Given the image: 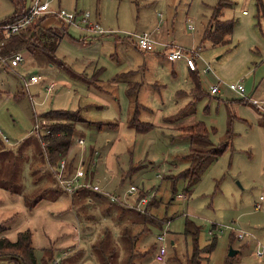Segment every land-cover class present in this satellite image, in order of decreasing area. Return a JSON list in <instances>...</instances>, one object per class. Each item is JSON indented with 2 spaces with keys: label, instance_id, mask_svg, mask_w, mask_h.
Instances as JSON below:
<instances>
[{
  "label": "rangeland",
  "instance_id": "obj_1",
  "mask_svg": "<svg viewBox=\"0 0 264 264\" xmlns=\"http://www.w3.org/2000/svg\"><path fill=\"white\" fill-rule=\"evenodd\" d=\"M15 2L22 0H0V23L14 13ZM218 2L56 0L54 6L76 12L78 21L68 25L47 18L46 27L68 28L56 57L27 51L17 67L0 63V223L5 222L4 235L11 240L20 231L32 232L38 264H125L130 252L145 253L135 256L134 264H186L194 247L193 237L184 233L187 223L201 227V247L212 225H218L217 247L201 264H264L254 255L259 243L264 246V209L256 207L264 194V116L257 106L264 99V15L257 0H226L223 18L234 19L235 29L229 44L215 45L202 38ZM84 13L102 30L84 29ZM145 31L154 39L199 49V70L212 69L201 73V95L196 98L192 91L195 80L186 59L169 60L160 44L155 52L138 48L137 35ZM33 74L44 81L27 88L23 78ZM51 83L53 92L46 89ZM232 83H242L245 95L229 89ZM214 84L220 85L217 94L210 91ZM244 96L250 100L242 101ZM76 104L84 119L103 123H79L75 133L77 146L80 137L87 149L95 145V160L106 156L91 167V185L99 184L119 201L99 198L92 187L68 194L48 171L40 136L43 123L50 121L41 115ZM137 104L140 120L155 125L147 134H137L128 122ZM177 114L172 124L164 122ZM198 122L209 129L210 143L192 144L179 131ZM110 123L123 127L120 134ZM223 142L229 144L226 151L205 160L190 189L186 181L176 182L173 201L169 177L189 166L191 148L206 150ZM76 145L72 152L78 151ZM133 161H145V166L123 180ZM132 184L152 190L150 196L156 192L162 204L152 213L173 217L167 225L144 222L136 208L124 205L142 207L136 194L126 195ZM114 205L126 208L130 217L111 212ZM126 229L134 241L122 236ZM241 231L244 237L232 242ZM159 235L165 240L160 242ZM161 243L167 248L164 263L156 258ZM0 264L14 263L3 257Z\"/></svg>",
  "mask_w": 264,
  "mask_h": 264
},
{
  "label": "trees",
  "instance_id": "obj_2",
  "mask_svg": "<svg viewBox=\"0 0 264 264\" xmlns=\"http://www.w3.org/2000/svg\"><path fill=\"white\" fill-rule=\"evenodd\" d=\"M225 2L226 0H219L217 5L213 7L212 15L203 33L202 41H209L215 45H227L231 42V38L235 29V20L223 18L224 8L226 7ZM14 5V13L9 16L4 22H1L0 25L12 23L21 18L28 8L27 0H22L21 5L18 2H15ZM257 8L259 13L264 15V3L262 0H257ZM47 18L48 16H42L35 19L34 22L30 26H28V28L23 29L16 34H0V39L3 42V44L0 45V63L2 62L1 58L10 57L16 52H22L25 54L27 51H39L45 53L50 58H55L61 40L68 34V28L62 27L61 29H57L53 26L46 27V24L44 23H46ZM192 72L195 80V86L193 87L192 91L196 94L195 97L197 98L199 95H201V92H203L201 85V75L198 70ZM249 100L250 98L248 96H244V98L242 99V101ZM139 107V104H137L136 110L130 120V126L133 127L137 133H146L152 130L154 128V125L152 123L140 120ZM258 109L264 116V110H261L260 108ZM41 117L43 120H45L46 117L50 121L49 123L47 122L48 124L43 123L42 127L45 129V134L40 136V142L45 149L44 152L48 164L51 166V168H57L60 162L65 159V177H73L78 168L79 159H77V155L70 157V152L72 150V146L76 145L77 142L75 141V133L78 124L85 123L87 125L94 126L99 123H103L84 119L80 113V110L78 109H53L45 112L43 115H41ZM178 117L179 114L167 118V121H172ZM179 131L184 133L185 136L189 137L192 144L197 142H211L210 131L202 122L181 127L179 128ZM228 145V142H223L206 150H196L192 147L190 153L186 156V159L189 162V166L176 175H172L169 177L171 180H173L171 184V193L173 196L172 200L174 201V197L176 193H178L176 185V182L178 180L181 179L186 181L187 189H190L193 183L200 178L201 170L205 160L209 157H219L226 151ZM95 153L96 150L91 149L90 161L86 164L85 167L87 181L89 180L90 182L94 175V172L91 171V167L95 166ZM144 166L145 164L142 163L135 165L131 164L130 169L126 172V174L123 175V180L129 176L136 174ZM131 186L135 185L132 184ZM88 187H82L80 189L85 190ZM137 190L138 192L136 193V203L139 204L144 197H148V202L145 205H142L141 208H139L137 204L135 206H131L129 204L124 205L126 207L130 206L136 208L138 210L136 214L139 215V217H143L144 222H151L153 225H158L161 228L167 225V223H169L173 217H168V215L159 217L158 215L152 213L154 209H157L162 204V200L157 199V195L155 194L156 192H154L153 195L150 196V194H152V190L148 191L144 188L139 189L138 187ZM97 193L102 196V193ZM125 210L126 208L121 209L122 217L128 218V216L126 215L127 211ZM129 221L132 224H135L132 219H130ZM191 226L194 227L189 228L187 223L184 231L185 235H191L194 240V247L192 248V252L187 253L186 255V264H201L203 260L206 259L205 254H211L217 247L219 236L215 231L218 230V225H212V229L210 230V239L204 247H201L199 243L201 227L194 224ZM146 229L147 227L145 226L144 230ZM6 230L7 227L5 222L0 223V259L3 257H8L14 264H38L35 254V248L32 242V232L30 230L20 231L17 235V238L15 240H11L4 235L6 233ZM129 232L130 231L127 229L124 230L122 236L124 238L128 237L131 241H134L136 237ZM236 237V235L232 237V242L236 239ZM153 249H155V247H153ZM100 253H102V251H100ZM142 255H145V253L140 252L131 254L130 252L126 257L125 264H134L133 258L135 256L138 257Z\"/></svg>",
  "mask_w": 264,
  "mask_h": 264
},
{
  "label": "built area",
  "instance_id": "obj_3",
  "mask_svg": "<svg viewBox=\"0 0 264 264\" xmlns=\"http://www.w3.org/2000/svg\"><path fill=\"white\" fill-rule=\"evenodd\" d=\"M56 0H32L31 4L28 5L27 10L25 11L24 15L17 19L16 21L9 23V24H4L0 25V34H5V35H13L18 32H20L23 29L28 28L35 19L42 17V16H48V17H55L59 19L62 23L68 24V25H77V14L76 12L69 11L65 8L61 7H56L55 2ZM247 11H244V14H246ZM91 15L90 13H84L83 18H82V25L83 28L88 30V31H97V30H102L100 26L90 19ZM90 26V28H89ZM193 26H189V29H193ZM138 42L137 46L140 50L145 51V52H154L157 50V46L160 44L164 47V53H167V58L171 61H175L178 59H186L187 65L190 70L196 71L198 69L197 62L196 60L200 56V51L199 49L192 48V49H186L182 46H178L175 43H161L154 39L151 33L145 31L141 34L137 35ZM3 44V42L0 39V45ZM25 60V54L22 52H16L10 57L7 58H1V61L3 63H8L10 67H17L19 66L22 62ZM212 71L211 67H206L204 69V73H210ZM24 84L27 88H29L33 84H38L43 80V77L40 75L33 74L29 78H23ZM55 83H51L46 89L49 92H53L55 90ZM229 89L239 92L242 95H245L246 89L245 86L242 83H232L228 85ZM211 93L212 94H217L220 92V85L214 84L211 87ZM258 107L261 110H264V99L262 101H259L257 103ZM39 126L36 125V128ZM85 140L83 138H80L78 140V146H84ZM98 155V152H96ZM85 167H86V160L83 159V157L79 161L78 168L76 170V173L74 174L73 177L71 178H66L65 177V168H66V160H62L60 164L57 166V168H52L54 171V175L61 186V188L66 191L69 194H73L76 190L82 188V187H88L92 186L91 182L88 180L86 177V172H85ZM83 179V180H82ZM94 191L102 193L104 195L109 196L111 201H116L119 200L120 198L118 196L111 195L107 191H105L99 184H94L92 186ZM137 187L136 186H131L129 188V191L126 195H131V194H136L137 193ZM264 201V194H262L259 198V203L256 205L258 209H264L263 205L261 202ZM148 202V197H144L139 205H145ZM221 232H223L221 230ZM211 233V231H210ZM244 237V232L241 231L238 235L237 238L242 239ZM158 240L160 242L165 240L164 235H159ZM259 247L256 249L254 255L260 260L264 261V246L259 243ZM167 255V249L166 246L161 243L158 247V251L156 254V258L159 262H164L166 259Z\"/></svg>",
  "mask_w": 264,
  "mask_h": 264
},
{
  "label": "crops",
  "instance_id": "obj_4",
  "mask_svg": "<svg viewBox=\"0 0 264 264\" xmlns=\"http://www.w3.org/2000/svg\"><path fill=\"white\" fill-rule=\"evenodd\" d=\"M157 28H159V27H157ZM155 38V37H154ZM156 40L158 41L159 39H157L156 38ZM160 42H164V43H166V41H164V40H159ZM182 47H184V46H182ZM184 48H186V47H184ZM192 48H194V47H192ZM188 49V48H187ZM157 51V50H156ZM163 51H164V49H163ZM155 52V51H154ZM162 54L163 55H165L164 54V52H162ZM200 57H202L201 56V53H200V56H199V58L198 59H200ZM182 59V58H181ZM202 59V58H201ZM180 60V59H179ZM203 60V59H202ZM175 61H177V60H175ZM174 61V62H175ZM9 66V65H8ZM198 66V65H197ZM206 68V67H205ZM205 68H203L202 70H199V67H198V71L200 72V75H201V73H204V69ZM212 72V71H211ZM210 72V73H211ZM204 74H209V73H204ZM215 77L217 78V76L215 75ZM34 85V84H33ZM77 105V104H76ZM73 109H78V110H80V107H79V105H77V106H75ZM49 110H51V109H48L47 111H49ZM47 111H45V112H47ZM133 116V115H132ZM175 116V115H174ZM173 117V116H172ZM132 118V117H131ZM131 118L129 119V124H130V120H131ZM87 120V119H86ZM177 119H174V120H172V121H167V118H165L164 119V122L165 123H170V124H172L173 122H175ZM91 121V120H90ZM95 122V121H94ZM102 123V122H101ZM109 125H111V126H115V127H118V125L117 124H114V123H110ZM154 125V124H153ZM91 126V125H90ZM155 126V125H154ZM131 127V126H130ZM132 129H133V131H135V129L133 128V127H131ZM118 129H119V134H120V132L123 130V127H118ZM136 132V131H135ZM137 133V132H136ZM137 134H145V133H137ZM147 134V133H146ZM77 146V145H76ZM91 149H94V150H96L95 149V145L94 144H92V145H90L89 146V148L87 149L86 148V143L84 144V146H77V152L75 151V152H70V157L71 156H74V155H77V159H79V161H80V159L83 157V159H85L86 160V155H89L87 152H89V151H91ZM111 153V152H110ZM86 154V155H85ZM90 156V155H89ZM88 156V157H89ZM102 156H104V155H100L99 154V156H98V159H96L95 160V166L98 164V162H103V159H105V157L106 156H104V157H102ZM107 161L109 162L110 161V154H108L107 155ZM139 163H142V164H145V161H141V162H138V163H135L134 161L131 163L132 165H135V164H139ZM79 164V163H78ZM49 168H48V171H50V169L53 171V169L51 168V166L48 164L47 165ZM39 168L41 169V171L43 170V168H42V165H39ZM39 172H40V170H38ZM51 172V171H50ZM139 172V171H138ZM137 172V173H138ZM53 173H54V171H53ZM165 179V178H164ZM83 180V179H82ZM59 187H61L60 185H59ZM94 195H96V196H98L99 198H100V194H94ZM111 212L112 211H119V212H121V215H122V211H121V208L118 206V205H114V206H112V208H111V210H110ZM131 214H135V213H131ZM135 215H137V214H135ZM128 216V218L130 217L129 215H127ZM172 244H175V243H172ZM174 246H176V244L174 245Z\"/></svg>",
  "mask_w": 264,
  "mask_h": 264
},
{
  "label": "water",
  "instance_id": "obj_5",
  "mask_svg": "<svg viewBox=\"0 0 264 264\" xmlns=\"http://www.w3.org/2000/svg\"><path fill=\"white\" fill-rule=\"evenodd\" d=\"M236 253V250L231 249L230 255L233 256Z\"/></svg>",
  "mask_w": 264,
  "mask_h": 264
}]
</instances>
